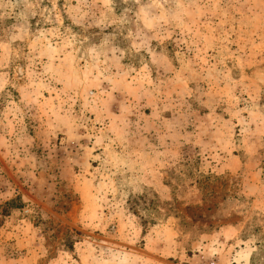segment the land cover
Returning <instances> with one entry per match:
<instances>
[{"label":"rangeland","instance_id":"obj_1","mask_svg":"<svg viewBox=\"0 0 264 264\" xmlns=\"http://www.w3.org/2000/svg\"><path fill=\"white\" fill-rule=\"evenodd\" d=\"M0 264H264V0H0Z\"/></svg>","mask_w":264,"mask_h":264}]
</instances>
